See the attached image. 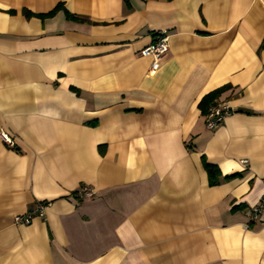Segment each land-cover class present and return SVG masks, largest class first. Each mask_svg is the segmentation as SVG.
<instances>
[{
	"label": "crops",
	"instance_id": "1",
	"mask_svg": "<svg viewBox=\"0 0 264 264\" xmlns=\"http://www.w3.org/2000/svg\"><path fill=\"white\" fill-rule=\"evenodd\" d=\"M263 43L264 0H0V264H264Z\"/></svg>",
	"mask_w": 264,
	"mask_h": 264
},
{
	"label": "built area",
	"instance_id": "2",
	"mask_svg": "<svg viewBox=\"0 0 264 264\" xmlns=\"http://www.w3.org/2000/svg\"><path fill=\"white\" fill-rule=\"evenodd\" d=\"M170 50V34L167 30L156 33L155 40L152 44L142 49V54L152 56V70L155 71L160 67L161 60ZM235 109L226 100L217 99L207 114H205V123L208 129L218 128L224 120L232 115ZM1 137L6 144L13 147L15 142L13 138L5 131H1ZM95 196V190L88 185H82L73 197L79 200L89 199ZM50 202L41 201L37 204L35 210L25 214L16 215L14 221L16 224L29 225L35 217L46 218V209ZM264 213V196L260 201L247 212V218L250 222L258 220Z\"/></svg>",
	"mask_w": 264,
	"mask_h": 264
},
{
	"label": "trees",
	"instance_id": "3",
	"mask_svg": "<svg viewBox=\"0 0 264 264\" xmlns=\"http://www.w3.org/2000/svg\"><path fill=\"white\" fill-rule=\"evenodd\" d=\"M60 9H63V5H61V4L56 6L52 11H50V12H48L46 14H39V16L42 17V18L51 17L56 12H58ZM26 14L28 16H30L32 13L31 12H26ZM67 14H68V17L75 18V16L70 14L69 12H67ZM263 47H264V43H263ZM224 89H225L224 87L216 89V90L208 93L207 95H205L201 99V101L199 103V108L202 110L203 114H207L208 113V111L213 106V104L215 103L216 99L219 97L220 93ZM203 163H204V167H205V169L207 171V174H208L209 184L211 186L218 185L219 182H220V178H221V172H220L219 168L216 165L207 162V160L205 158L203 159Z\"/></svg>",
	"mask_w": 264,
	"mask_h": 264
}]
</instances>
